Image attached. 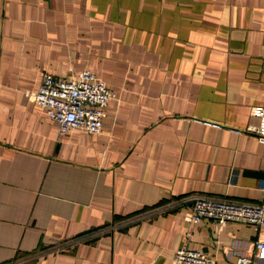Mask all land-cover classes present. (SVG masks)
Wrapping results in <instances>:
<instances>
[{
	"label": "crops",
	"instance_id": "crops-1",
	"mask_svg": "<svg viewBox=\"0 0 264 264\" xmlns=\"http://www.w3.org/2000/svg\"><path fill=\"white\" fill-rule=\"evenodd\" d=\"M85 69L113 91L102 130L60 134L33 95ZM257 105L264 0H0V264H175L183 243L235 264L264 226L184 200L264 204Z\"/></svg>",
	"mask_w": 264,
	"mask_h": 264
},
{
	"label": "built area",
	"instance_id": "built-area-1",
	"mask_svg": "<svg viewBox=\"0 0 264 264\" xmlns=\"http://www.w3.org/2000/svg\"><path fill=\"white\" fill-rule=\"evenodd\" d=\"M46 115L58 123L60 134L70 128H80L96 134L102 130L103 118L113 91L93 71L85 69L76 78L42 74L38 90L33 95ZM251 113L259 119L253 132L264 142V106H253ZM217 124H214V126ZM237 133L240 129H232ZM191 211L190 222L197 223L203 218L224 223L245 222L255 229L264 226V204L240 203L219 200L205 195H195L184 200ZM255 258H264V242L255 241L249 254H239L235 264H253ZM175 264H215V257L200 250L189 248L185 243L179 246L173 256Z\"/></svg>",
	"mask_w": 264,
	"mask_h": 264
}]
</instances>
